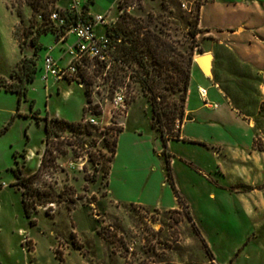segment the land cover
<instances>
[{
    "label": "rangeland",
    "instance_id": "obj_1",
    "mask_svg": "<svg viewBox=\"0 0 264 264\" xmlns=\"http://www.w3.org/2000/svg\"><path fill=\"white\" fill-rule=\"evenodd\" d=\"M85 1L79 0L80 10L87 7ZM109 1L96 0L89 8L96 12L97 4L108 7ZM209 1L167 0V7L161 0L117 2V6L122 3L119 14L127 11L152 30H163L178 50L192 47L194 57L211 53L212 76L204 74L207 85L215 84L254 130L248 151L214 149L216 155L211 158L210 152L198 147V152H191L188 146L186 153L191 152L196 163L209 165L216 160L207 172L208 182L202 179L207 182L204 188L196 183L192 206L160 210L114 201L107 192L119 131L130 126L131 119L138 118L144 129L149 128L148 120L151 123V100L136 77L137 62L127 63L125 68L111 65V72L103 67L98 70L92 62L83 86L53 77L45 82L42 56L49 45L55 44L53 56L63 45L55 43L51 30L36 37L44 45L37 54L29 41L38 28L50 24L49 17L24 0H0L1 84L18 81L25 56L35 58L38 67L19 102L16 93L0 86V264H264V105L260 109L264 104V74L260 72L264 61L259 63L252 47L246 46L247 40L237 37L242 28L234 29L236 35H232V30L202 19L201 10ZM73 4V0H58L55 6L72 9ZM196 12L199 31L192 38L185 19ZM117 20L118 16L112 24ZM95 31L101 35L105 26L98 25ZM119 89L125 92V108L112 103ZM90 116L98 124L89 123ZM45 117L69 124L58 129L60 137L52 135L54 157L35 181L42 189H50L47 183H51L56 202L50 207L38 206L30 225L20 189L11 185L15 181L12 168L17 161L26 174L37 169L46 145ZM179 125L176 122L171 131L175 140L179 139ZM190 165V172L200 176ZM155 167L160 169V164ZM209 191L215 195L209 197Z\"/></svg>",
    "mask_w": 264,
    "mask_h": 264
},
{
    "label": "crops",
    "instance_id": "obj_2",
    "mask_svg": "<svg viewBox=\"0 0 264 264\" xmlns=\"http://www.w3.org/2000/svg\"><path fill=\"white\" fill-rule=\"evenodd\" d=\"M109 2L108 7L105 4H97L98 10L93 12L89 6L96 5V0H86L85 11L87 14L107 13V18L115 19L119 14L118 0ZM201 17L212 26L217 25L232 30L230 31L232 35H236L234 29L242 28L237 37L245 38L246 46L252 47L259 63H263L264 0H210L202 8ZM71 37H67V43L71 42L70 39L73 38ZM55 43L63 47H60L59 54L52 56L60 64L64 63L67 60L65 44L57 43L56 36ZM49 47L52 52L55 44ZM260 72L264 74L263 66ZM206 79L194 61L184 105L185 116L179 125L178 140L168 139L164 146L161 137L152 129L150 120H148L149 128L144 129L139 124L138 118L131 119L130 126L119 131L107 174V192L111 199L160 210L178 209L181 205L172 186L173 183L178 194L189 206H192L194 203L192 190L195 189L196 183V186L200 184V188H204L203 186L208 182L207 172H211L216 161L212 160L209 165L204 162L196 163L193 155H190L192 151L198 152V147L199 151L210 152L212 158L216 155L214 149L224 153L252 149L254 130L251 121L219 94L215 84L207 85ZM198 86L206 88L207 104L199 96ZM187 116L189 119H186ZM44 145L43 142V148ZM188 146L192 149L190 150ZM164 149L169 155L170 178L166 169ZM188 150L191 152L186 153ZM157 164H160V169L155 167ZM190 164L196 167L201 177L190 172L189 169L192 168ZM202 179L207 182H203ZM214 195L209 191V197Z\"/></svg>",
    "mask_w": 264,
    "mask_h": 264
},
{
    "label": "trees",
    "instance_id": "obj_3",
    "mask_svg": "<svg viewBox=\"0 0 264 264\" xmlns=\"http://www.w3.org/2000/svg\"><path fill=\"white\" fill-rule=\"evenodd\" d=\"M58 0H24L25 4L30 6L34 11L41 10L43 16L49 17L53 10H57L64 18L65 22L60 28H57L52 21L49 25L38 28L35 38L29 41V47L37 54L38 50L42 48L41 43L36 42L37 38L42 33L49 30L61 33L63 29L71 24H75L80 20L88 18L85 11V5L80 12L72 9H59L55 6ZM167 0H161L162 6L167 7ZM120 3L118 7H121ZM201 4H197L199 9ZM198 11V10H197ZM19 13V12H18ZM199 15L196 12L193 18L185 17V21L189 26V34L195 38L199 28ZM106 34L114 46L112 51V68L115 65L118 68H125L126 64L137 62L139 68L135 71L136 77L140 81L143 90L148 93L151 100V127L159 131L164 146H166L168 139H175L171 133L174 124L182 122L184 118V105L187 97L188 87L190 83L191 68L194 64V54L192 47L188 51H181L176 48L172 40L165 37L163 30L158 32L152 30L147 22L135 18L129 12L125 11L118 15V20L106 29ZM98 70L100 67L105 68L103 64L97 63ZM21 74L18 76V81L13 84L3 85L0 81V86H4L6 91L14 92L18 96V102L21 97L26 96L27 84L35 79L37 72L36 59L25 56L20 63ZM111 66L107 72H111ZM100 72H103L100 70ZM88 91V90H86ZM261 105L260 109H263ZM69 123L66 120L57 117L44 118L45 131V148L40 159L37 169L26 174L21 167L18 166L17 161L13 170L15 181L11 184L17 186L21 193V203L25 217L29 219L30 225L34 224L32 214L38 209V206L49 205V207L56 202V194L51 183H47L50 189L38 188L35 186V181L39 179L43 173L44 168L50 165V160L53 159L52 150L50 147V139L52 135L60 137L58 129L66 126ZM113 154L115 152L112 150ZM166 158V169L168 177H171V170L169 165V155L166 150H163ZM15 156V155H14ZM172 186L178 197L181 207L187 208L188 204L178 194L173 183ZM51 204V205H50Z\"/></svg>",
    "mask_w": 264,
    "mask_h": 264
},
{
    "label": "built area",
    "instance_id": "obj_4",
    "mask_svg": "<svg viewBox=\"0 0 264 264\" xmlns=\"http://www.w3.org/2000/svg\"><path fill=\"white\" fill-rule=\"evenodd\" d=\"M73 3L72 10L80 12L79 0H73ZM88 16L84 20L69 25L61 33L58 30L55 32L56 42L65 44L64 51L67 54V60L60 64L52 56L51 47H49L42 57V80L47 82L49 77H53L56 80L65 79L83 86L86 82L84 74L90 63H101L105 68L111 66L114 46L106 34V29L112 25L114 19L107 18V13L88 14ZM49 19L57 28H60L65 22L57 10L50 13ZM98 25L105 26V32L101 35L95 31V27ZM68 36L73 37V41L70 43L66 42ZM198 93L207 104L206 88L199 86ZM112 103L115 107H126V96L123 89L115 91ZM88 110L91 111L92 108ZM87 121L94 125L98 124V121L92 116L88 117Z\"/></svg>",
    "mask_w": 264,
    "mask_h": 264
},
{
    "label": "water",
    "instance_id": "obj_5",
    "mask_svg": "<svg viewBox=\"0 0 264 264\" xmlns=\"http://www.w3.org/2000/svg\"><path fill=\"white\" fill-rule=\"evenodd\" d=\"M212 60L213 55L209 52L200 53L194 57V61L200 70L208 76H212ZM186 119H189V117L187 116Z\"/></svg>",
    "mask_w": 264,
    "mask_h": 264
}]
</instances>
